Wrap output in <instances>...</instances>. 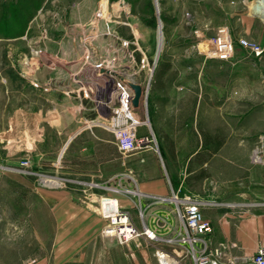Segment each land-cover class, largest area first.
<instances>
[{
    "label": "rangeland",
    "instance_id": "374dc122",
    "mask_svg": "<svg viewBox=\"0 0 264 264\" xmlns=\"http://www.w3.org/2000/svg\"><path fill=\"white\" fill-rule=\"evenodd\" d=\"M78 6L81 8L75 9ZM100 8L104 16L95 18ZM239 11H245L242 0H0V68L5 71V80H0V264H26L33 258L44 264L50 235L61 221L56 220L55 213L63 199L80 202L94 222L99 215L100 196L109 195L107 188L95 183L117 186L128 183L127 179L160 177L168 179L179 196L209 200L206 208L211 206L222 213L240 211L243 206L227 204V197L222 195L223 182L232 190L242 186L238 173L216 169L191 172L189 164L181 169L188 156L174 154L173 140L157 129L150 104L146 107L142 100L134 107V113L147 122L141 132L152 148L128 155L116 149L113 133L102 125H92L98 138L82 133L68 138L63 125L58 124L61 113L47 108L42 92L31 93L36 101V108L31 111L36 122L19 125L14 120L19 85L27 96L32 88L29 80V86L17 80V76L25 78L17 72L18 65L27 66L20 59L24 61V54L31 51L39 57L42 47L51 40L62 35L93 36L119 43L128 40L129 45L123 48L134 59L133 75L144 83L149 94L165 69H177L182 83L190 84V77L197 73L200 60L196 59L204 41L223 25L234 38L232 25H236ZM195 31H199L200 38ZM143 54L152 71L140 68ZM173 71H169L170 79L175 78ZM189 112L190 108H186L182 117L188 120ZM23 114L29 115V111L24 110ZM17 115L23 118L22 114ZM167 120L173 129L174 118ZM20 127L32 134L31 152L26 150L28 140H22L21 150L19 143H14L13 135ZM257 200L247 207H264ZM237 220L235 216L233 225ZM139 240L120 244L106 238L104 245L107 251L113 244L118 245V259L128 261L127 264H158L155 250L162 246ZM249 259H243L242 264ZM224 261L225 256L219 258L222 264ZM181 264L193 263L183 254Z\"/></svg>",
    "mask_w": 264,
    "mask_h": 264
},
{
    "label": "crops",
    "instance_id": "0c3cea01",
    "mask_svg": "<svg viewBox=\"0 0 264 264\" xmlns=\"http://www.w3.org/2000/svg\"><path fill=\"white\" fill-rule=\"evenodd\" d=\"M242 2L245 11H239L235 15L236 25H232L234 38H245L264 48V13L257 14L252 7L258 0ZM79 8L81 6L75 9ZM228 24H231L230 21ZM106 40L108 39L93 36L71 38L62 35L45 43L39 57L32 51L25 53L24 61L23 58L20 60L27 66L20 63L17 71L20 75L24 74L25 78L17 76L20 78L17 80L25 84L32 79L51 82L50 91L42 95L50 111L61 113L58 124L63 125V130L69 135L67 137L72 139L81 133L98 138L92 125H102L108 131L106 124L117 96L114 87L116 77L100 73L84 58L86 52L91 51L93 59L100 60L103 65L110 61V67L119 75L133 78L142 86L140 101L146 107L150 104L157 129L168 133L173 140L174 154L181 158L188 156L187 162L180 165L181 169L189 164L191 172L216 169L238 173L242 186L232 190L227 186L228 183L223 182L222 195L227 197L224 201L227 204L243 206L240 211L222 213L211 206L206 208L209 200H204L203 197L196 200L201 202V211L213 226L212 232L204 237L211 251L218 249L219 253L214 258L219 261L220 257L225 256L224 264H242L243 259L251 258L257 247L264 244V207H247L248 204L258 203L257 199L264 204V52L260 56H254L237 44L229 60L208 58L199 53L196 59L200 60L196 67L197 73L190 77V84L182 83L183 77L176 73L177 69H165L158 84L154 89H149L148 94L144 83L133 75L132 55L116 40ZM109 44L112 46L109 47ZM33 64L38 67L34 69ZM169 71L174 72L175 78L168 77ZM0 80H5L2 68ZM82 89L90 91V98L82 96ZM28 90L27 96L19 85L16 92L14 120L19 125L22 122L31 124L37 120L31 112L36 108L35 97L31 93L37 95L40 91L30 87ZM186 108H190L188 120L182 117ZM23 109L29 111V115L23 114ZM18 113L23 118L18 117ZM170 117L174 118L173 129L168 127L170 122L167 118ZM51 120L54 121L53 118ZM143 127L138 130L141 135ZM13 138L16 140L15 144L19 143L20 150L22 140H28L26 150L32 151L30 131L20 127L16 129ZM261 140L263 164L254 163L251 158L253 149ZM217 161L220 163L216 164ZM127 180L129 182L124 185H105L109 195L118 199L119 205L129 212L136 226L140 227L143 221L162 235L172 236L179 225L173 203L110 190L128 188L147 195L168 197L172 190L175 191L170 181L160 177L152 180ZM60 204L55 218L61 221L50 235L51 244L47 247L44 264H127L128 261L118 259V245L113 244L111 249L106 250V238L99 233L104 221L99 215L93 222L80 202L63 199ZM139 204L143 210L142 218L139 215ZM156 215L168 217L169 224L157 228L154 223ZM235 216H238V220L233 225ZM97 240L100 242L96 243ZM142 240L148 242L144 238ZM166 247L169 246H162L164 249ZM175 250L180 257L186 255L184 247H177ZM107 252L110 253L109 257ZM113 254H116V258Z\"/></svg>",
    "mask_w": 264,
    "mask_h": 264
},
{
    "label": "built area",
    "instance_id": "2783aa9c",
    "mask_svg": "<svg viewBox=\"0 0 264 264\" xmlns=\"http://www.w3.org/2000/svg\"><path fill=\"white\" fill-rule=\"evenodd\" d=\"M262 6L264 11V4H262ZM256 13L260 14L259 12ZM103 16L104 11L100 8L96 12L95 18H101ZM195 32L196 36L200 38L199 31ZM237 44L241 45L244 49H247L254 56H260L264 52V48L256 42L245 38L235 40L228 27L223 25L219 26L215 33L204 41V47L201 50V53L208 58L229 60L233 56ZM121 45L126 47L129 45V41L122 40ZM84 58L90 61L91 65L100 73H104L101 72L102 68L114 71L110 67V61L103 65L100 60L93 59L91 51L86 52ZM139 62L141 69L152 71V67L145 54L141 56ZM35 68L36 67H34V69ZM29 82L33 89L42 93L49 92L52 88L50 81L41 82L32 79L29 80ZM130 82L135 81L133 78L127 77H124V79L118 77L115 78L114 87L117 92L116 102L111 107L109 119L106 124V128L114 135L118 151L124 155L133 154L145 150L148 147L152 148V146L148 145V137L141 135L138 131L140 127L147 126V122L138 118L134 113L135 106L132 103L133 90L130 86ZM81 92L83 97L90 98V91L88 89H82ZM260 142L261 143L253 149L251 155L254 163H260L263 160L262 140ZM26 163L27 162H24V164ZM95 186L106 188V186H101L96 183ZM110 190L114 193H123L139 197L145 196L155 201H169L173 203L179 225L176 228L175 233L168 237L162 235L156 228L148 226L143 221L142 225L138 227L131 220L129 212L119 205L116 197L102 195L100 196L97 208L99 216L104 221V224L100 229V235L102 237L113 238L120 244L144 238L149 242L159 244V246L167 245L171 247L170 251L162 247L156 248L155 255L158 264H181V257L175 250L177 247H184L185 254L190 257L193 264H220V262L214 258L219 253L218 249L211 251L207 240L204 237L205 234L212 232L213 226L210 220L204 217L200 208L202 205L200 201L187 195L183 197L179 196L178 192L173 190L168 197L147 195L138 190L128 188H111ZM139 215L141 218L143 217L141 206L139 208ZM154 223L157 228L166 227L169 224L168 217H160L156 215L154 217ZM26 264H38V262L36 258H33ZM245 264H264V244L257 247L254 255Z\"/></svg>",
    "mask_w": 264,
    "mask_h": 264
},
{
    "label": "water",
    "instance_id": "95a60500",
    "mask_svg": "<svg viewBox=\"0 0 264 264\" xmlns=\"http://www.w3.org/2000/svg\"><path fill=\"white\" fill-rule=\"evenodd\" d=\"M263 4H264V0H263ZM101 72L109 73V74H111L113 76H116V77H118L120 79H124V77L122 75H119L115 71H110V70H107L105 68H102ZM130 86H131V88L133 90V93H134V96H133V99H132V103L136 107V106L139 105V101H140V98H141L142 90H141L140 84H137L136 82H130Z\"/></svg>",
    "mask_w": 264,
    "mask_h": 264
},
{
    "label": "bare ground",
    "instance_id": "6f19581e",
    "mask_svg": "<svg viewBox=\"0 0 264 264\" xmlns=\"http://www.w3.org/2000/svg\"><path fill=\"white\" fill-rule=\"evenodd\" d=\"M255 2V1H254ZM262 4H263V2H262V0H258V2H256V3H254L253 5H252V7H253V9L256 11V12H259V13H264V11H263V6H262ZM140 87H141V90H142V86L140 85ZM141 99V98H140Z\"/></svg>",
    "mask_w": 264,
    "mask_h": 264
}]
</instances>
